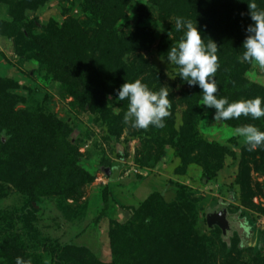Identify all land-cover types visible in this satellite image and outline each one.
Returning <instances> with one entry per match:
<instances>
[{
  "label": "rangeland",
  "instance_id": "obj_1",
  "mask_svg": "<svg viewBox=\"0 0 264 264\" xmlns=\"http://www.w3.org/2000/svg\"><path fill=\"white\" fill-rule=\"evenodd\" d=\"M105 1L42 0L34 7L24 0L19 10L9 2L0 1V80L3 82L0 89L18 97L12 109L1 105L0 138L7 135L5 129L24 127L28 121L35 127L34 138L45 147L43 123L46 121L55 139L58 135L60 140L68 141L69 162L80 170L78 173L73 167L75 175L70 173V180L86 182L74 189L68 186V190H74L73 194L66 192L67 189L56 192L57 187L50 188L38 203H33L38 231L29 233L26 227L16 229L24 234L25 243L23 249L12 252L14 264L17 258L30 264H82L95 259L100 264L110 263L111 233L130 224L141 213L147 216L144 221L149 215L154 218L160 234L164 231L165 235L170 232L177 235L183 229L178 234L188 245L190 256L196 258L195 262L259 264L260 258L264 259V168L260 162L258 165L247 163V153L252 151L235 134L236 127L215 120V113L203 107L205 117L200 122V130L204 137L225 148L223 158L211 161L214 169L210 178L205 175L202 160L183 167L172 149L166 150L157 161H149L147 167L143 166L148 152L144 145L153 136L142 139L144 129L135 128L124 119L114 120L113 116H124L128 109L125 101L117 100V93L104 87L118 59H108L109 53L92 51L96 50L99 26L111 38L129 37L135 29H144L151 36L152 44L123 57L147 59L149 67L158 74L153 76L161 88L180 97L186 83L176 76L175 65H170L159 50L160 45L175 39L171 28L180 17L181 12L177 16L173 11L179 0H109L113 7L105 6ZM182 17L191 20L185 14ZM10 30L14 33L7 35ZM67 31L70 33L66 34ZM68 36L72 41L65 49L61 44ZM217 44L219 68L224 63L229 67L231 63L235 67L244 65L247 67L244 78L264 87V69L240 62L243 43L240 49ZM79 51L84 54L83 58L76 55ZM143 78V75L138 77ZM1 102L4 104L6 100ZM184 107L180 106L176 113V128L182 124ZM113 120L117 124L110 126ZM55 144L51 140L53 148ZM196 153L190 157H198ZM259 154L257 157L261 159L262 153ZM244 163L250 165L245 179ZM9 185L8 194L0 199V211L17 210L27 202L28 195L22 188ZM177 194L188 200L201 220L207 221L208 212L224 211L225 230L216 218L210 224L207 221V226L200 222L201 234L196 233V228L190 230L184 225L179 207L173 203ZM3 233V223H0V245L5 239ZM22 250L27 257L22 255ZM58 250L64 251V263L57 258V255L61 257ZM173 258L170 256L169 260ZM7 261L0 254V264Z\"/></svg>",
  "mask_w": 264,
  "mask_h": 264
},
{
  "label": "trees",
  "instance_id": "obj_2",
  "mask_svg": "<svg viewBox=\"0 0 264 264\" xmlns=\"http://www.w3.org/2000/svg\"><path fill=\"white\" fill-rule=\"evenodd\" d=\"M0 1L9 2L6 0ZM27 1L33 3V6L36 7L42 0ZM22 2L24 0L17 1V3L14 1L9 3L15 10H19ZM256 3L258 9H264V0H256ZM105 6L113 7L115 5L107 0L105 1ZM173 11L177 13V16L181 12L180 17L183 14L190 16L192 22L197 23L206 42L212 39L219 44H229L232 48L240 49L241 44L249 34L247 28L253 23L247 0H179ZM118 15L120 13L116 16L118 17ZM76 31L73 32L75 36ZM13 33L14 30H10L7 35H12ZM67 33L70 32L67 31ZM98 33L100 34L97 35L96 50L92 51L100 54L109 53L108 59H118L116 63L117 68L115 66L112 69L114 73L110 71L107 77V84L104 86L107 87V91L117 93V90L126 81L133 82L142 75L144 76L142 81L150 89L153 91L161 89V84L153 76V73L156 72L153 71V68L149 67L147 59L141 56H135L132 59L129 56L127 58L123 57L124 54L131 55L142 49H147L152 44L151 36H147L144 29H135L129 37L121 38L107 36L103 26H99ZM171 33L175 37L173 41H176V44H178L183 32H178L176 27L173 26ZM71 39L68 36L67 40H62L63 43L61 45L67 49L68 44L72 41ZM173 41L171 43L166 42L163 46L160 45L159 50L166 57L170 47L176 45ZM82 51L77 52L76 55L83 58L84 54H81ZM32 55L37 59L39 58L37 54ZM231 64L232 66L229 67L227 63H224V67L219 68L215 74L216 83L219 86L217 96L227 97L229 102L264 97V87L253 82L249 83L244 78L243 72L247 67L241 64L235 67L234 63ZM84 68L85 71L88 70L86 67ZM174 68L179 71L177 66H174ZM156 76L158 77L157 73ZM178 78L180 77L178 76ZM183 82L186 85L185 89L182 88L183 90L180 93V97L178 96L179 98L174 92L168 90L172 107L171 115L165 118V127L157 128L150 126L148 129H144V134L141 133L142 139L153 136L149 138L148 142L150 143L144 145V150L148 152H146L147 155H145V161H142V164L147 167L150 165L149 161H157L166 150L172 149L173 156L180 159L183 167L192 161L198 162L202 160L204 168H206L205 175L210 178L213 175L212 170L214 169L211 161L214 158H223L225 148L217 141H211L209 138L204 137L199 126L205 117L204 106L201 105L203 103L202 90L198 86H190L187 82ZM2 84L3 82L0 80V87ZM3 99L6 100L4 104L1 102ZM16 99H18L17 96L8 95L0 89V112L2 106L12 109V105L15 104ZM124 104L128 105V101L125 100ZM184 105L182 124L179 128H176V113L179 111L178 108ZM89 109L92 111L91 106H89ZM205 109L210 108L205 107ZM210 110L215 113V109ZM106 115L108 114L106 113ZM113 118L115 121H119V119H123V115L118 117L113 116ZM109 119L112 118L109 116ZM114 120L109 122L110 126H113ZM224 122L231 127L254 124L264 131V118L253 120L250 116L245 117L242 115L238 120L232 119ZM10 129H5L7 135L5 138H0V199L8 194V190L10 189L9 184L14 185L19 190L22 188L23 193L28 195L27 202L22 208L17 210L5 208L0 211V223H3V235L5 237L0 245V254L8 260L7 264H14L15 260L13 259L12 252H18L20 249H23L25 243H23L24 234L20 230L17 232L16 229L26 227L29 233L38 231L36 210L33 203H38L40 197L48 193L47 190L50 188L57 187L56 190L59 191L56 192H60L61 188L67 189L69 186L74 189L76 186H81L86 182L84 180L79 182L70 180V173L73 176L75 175L73 167L78 173H80V170L75 167L72 161L69 162L70 156L68 151L70 146H68V141L64 139L60 140L58 135L55 139L50 131L52 128L46 121L43 123V131L46 136L44 140L47 142L45 147H42L37 142V138H34L33 130L35 127H31L28 121L24 127L17 125L14 127L10 126ZM51 140L53 144L54 142L56 143L54 148L51 145ZM193 152H197L198 157H190V154ZM260 152L262 153L261 159L257 157V155H260ZM247 154L249 155V158L246 159L247 163L249 161V163L258 165V162H260V165L264 168V147ZM202 157L204 159H200ZM43 160L46 161L45 164ZM56 163L60 164V167H57ZM247 163L242 164L245 171L244 179L249 176L250 165ZM37 173L44 175L39 177ZM73 189L72 191L68 189L65 191L73 194ZM259 190L261 191L260 187ZM173 203L176 207H179L184 225H188L191 228H189L190 230L196 228V233L201 234L202 227L199 224L203 222V225H206V219L203 218L201 220L198 217L197 211L194 212L195 209L190 208V203L181 194H177ZM27 205L29 206L28 209H26ZM145 215L142 213L141 216L137 214L130 224L120 226L111 233L112 259L110 263L106 264H207L201 261L195 262L194 259L196 258L190 256L188 245L184 244L182 236L178 234L182 233L183 229L182 231L179 230L177 235L171 232L165 235L164 231L160 234L153 223L154 218L149 215L148 219L144 221V218L147 217ZM19 224L21 226H18ZM34 240L39 241L36 238ZM21 252L24 257H27L26 251L22 250ZM57 252L61 254V257L57 255V258L60 262L64 263L62 258L64 251L60 252L58 250ZM170 256L174 258L169 260ZM263 260L260 258L259 264H263ZM27 262L25 260V264ZM82 264L100 263L95 259L92 263L84 262Z\"/></svg>",
  "mask_w": 264,
  "mask_h": 264
},
{
  "label": "clouds",
  "instance_id": "obj_3",
  "mask_svg": "<svg viewBox=\"0 0 264 264\" xmlns=\"http://www.w3.org/2000/svg\"><path fill=\"white\" fill-rule=\"evenodd\" d=\"M253 23L248 26L249 33L243 42V53L240 62H248L264 69V9H258L256 0H247ZM175 27L183 32L177 45L171 46L167 52V61L178 67L179 76L190 86H198L203 93L201 105L215 109L214 119L228 121L239 119L242 115L253 120L264 118V97L229 102L227 97H218L219 86L215 74L220 64L218 44L202 37L197 23L177 17ZM170 93L167 88L153 91L140 79L125 82L117 90L118 101H128V109L124 113L125 123L135 128L148 129L150 126L165 127L167 117L171 115ZM235 134L242 138L248 151L264 147V131L254 124H246L235 128ZM17 264H25L17 258ZM30 264V261L27 262Z\"/></svg>",
  "mask_w": 264,
  "mask_h": 264
},
{
  "label": "water",
  "instance_id": "obj_4",
  "mask_svg": "<svg viewBox=\"0 0 264 264\" xmlns=\"http://www.w3.org/2000/svg\"><path fill=\"white\" fill-rule=\"evenodd\" d=\"M213 211L211 212H208L207 214V221L208 223L210 224L212 222V219L213 218H216L217 219V224L223 229L225 230V226L227 225V222L225 221L224 219V216H225V212L222 211L221 213H217V214H214Z\"/></svg>",
  "mask_w": 264,
  "mask_h": 264
},
{
  "label": "built area",
  "instance_id": "obj_5",
  "mask_svg": "<svg viewBox=\"0 0 264 264\" xmlns=\"http://www.w3.org/2000/svg\"><path fill=\"white\" fill-rule=\"evenodd\" d=\"M263 226H264V219H263Z\"/></svg>",
  "mask_w": 264,
  "mask_h": 264
}]
</instances>
